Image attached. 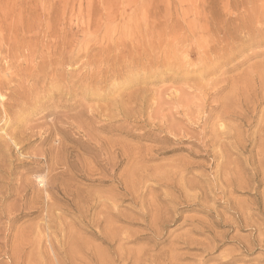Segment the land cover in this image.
<instances>
[{"label":"rangeland","instance_id":"rangeland-1","mask_svg":"<svg viewBox=\"0 0 264 264\" xmlns=\"http://www.w3.org/2000/svg\"><path fill=\"white\" fill-rule=\"evenodd\" d=\"M0 84V264H264V0H0Z\"/></svg>","mask_w":264,"mask_h":264},{"label":"bare ground","instance_id":"bare-ground-1","mask_svg":"<svg viewBox=\"0 0 264 264\" xmlns=\"http://www.w3.org/2000/svg\"><path fill=\"white\" fill-rule=\"evenodd\" d=\"M72 7H73V6H72ZM20 8H21V7H20ZM73 10H74V9H73ZM3 30H4V29H3ZM12 33H13V32H12ZM20 36H21V35H20ZM25 36H28V35H25ZM59 37H60V36H59ZM6 38H7V37H6ZM6 38H5V39H6ZM10 38H11V37H10ZM15 38H17V37H15ZM28 38H30V37H28ZM5 39H4V40H5ZM8 39H9V38H8ZM22 39H23V38H22ZM30 39H31V38H30ZM2 40H3V39H2ZM15 40H17V39H15ZM20 40H21V37H20ZM17 41H18V40H17ZM17 41H15L14 43H16ZM25 41H26V40H25ZM2 42H3V41H2ZM6 43H7V41H6ZM9 43H12V42L9 41ZM14 43H13V45H14ZM17 43H18V42H17ZM19 43H20V42H19ZM71 43H72V42H71ZM69 44H70V42H69ZM73 44H74V43H73ZM70 45H71V44H70ZM74 45H75V44H74ZM5 47H6V46H5ZM8 47H9V46H8ZM69 47H70V46L68 45V48H69ZM9 48H10V47H9ZM71 48H72V47H70V49H71ZM4 49H5V48H4ZM22 49H23V48H22ZM26 49H27V48H26ZM15 50H16V49H15ZM38 50H39V49H38ZM71 50H72V49H71ZM23 51L25 52V50H23ZM2 52H3V51H2ZM14 52H15V51H14ZM40 52H41V51H40ZM71 52H72V51H71ZM105 52H106V51H105ZM5 53H6V51H5ZM5 53H4V54H5ZM15 53H16V52H15ZM42 53H43V52H42ZM6 54H7V53H6ZM11 54H12V53H11ZM11 54H10V55H11ZM18 54H19V53H18ZM74 54H75V53H74ZM74 54H73V52H72L71 55H74ZM8 56H9V55H8ZM27 56H29V55H27ZM20 57H21V55H20ZM72 57H73V56H72ZM6 58H7V57H6ZM33 58H34V57H33ZM73 58H74V57H73ZM73 58H72V59H73ZM3 59H4V58H3ZM12 59H13V58H12ZM23 59H24V58H23ZM34 59H35V58H34ZM44 59H45V58H44ZM44 59H43V60H44ZM67 59H68V58H67ZM72 59H71V60H72ZM56 60H57V59H56ZM56 60H55V61H56ZM71 60H70V61H71ZM73 60H74V59H73ZM4 61H5V60H4ZM20 61H23V60H20ZM16 62H17V61H16ZM38 62L40 63V60H39ZM43 62H44V61H43ZM43 62L41 61V64H42ZM129 62H130V60H129ZM73 63H74V62H73ZM126 63H127V62H126ZM33 64H34V63H33ZM13 65H14V64H13ZM15 65H16V64H15ZM69 65H70V64H69ZM73 65L76 66L75 64H73ZM21 66H22V65H21ZM37 66H38V65H37ZM43 66H44V65H43ZM38 67H39V66H38ZM31 68H32V67H31ZM35 68H36V67H35ZM36 69H37V68H36ZM27 70L29 71V69H27ZM27 70H26V71H27ZM32 70H33V69H32ZM40 70H41V69H40ZM6 71H7V70H6ZM8 71H9V69H8ZM38 71H39V70H38ZM44 71H45V70H43V73H44ZM52 71H53V70H52ZM20 72H21V71H20ZM50 72H51V71H50ZM3 73H4V72H3ZM3 73H2V74H3ZM28 73H29V72H28ZM30 73H31V72H30ZM30 73H29V74H30ZM32 73H33V71H32ZM36 73H37V71H36ZM41 73H42V71H40V73H39L38 75H39V76H40V75H43V73H42V74H41ZM11 74H12V73H11ZM17 74H18V73H17ZM29 74H28V75H29ZM33 74H35V73H33ZM52 74H53V73H52ZM9 75H10V74H9ZM26 75H27V73H26ZM31 75H32V74H30V77H32ZM36 75H37V74H36ZM44 75H45V74H44ZM33 76H34V75H33ZM39 76H38V77H39ZM16 77H17V76H16ZM35 77H37V76H35ZM35 77H34V78H35ZM44 77H47V76H44ZM44 77H43V78H44ZM13 78H14V76H13ZM24 79H25V77H24ZM35 79H36V78H35ZM37 79H38V78H37ZM40 79H41V78H40ZM46 79H47V78H46ZM54 79H55V78H54ZM18 80H19V79H18ZM18 80H17V81H18ZM29 80H30V79H29ZM31 80H32V79H31ZM44 80H45V78H44ZM39 81H40V80H39ZM47 81H48V80H47ZM10 82H11V81H10ZM12 82H13V80H12ZM1 83H2V81H1ZM14 83H16V82H14ZM17 83H18V82H17ZM20 83H21V81H20ZM30 83H31V82H30ZM41 83H42V82H41ZM18 84H19V83H18ZM0 85H1V84H0ZM13 85H14V84H13ZM32 85H33V84H32ZM72 85H73V84H72ZM16 86H17V85H16ZM19 86H20V85H19ZM19 86H17V87H19ZM36 87H37V86H36ZM36 87H35V88H36ZM8 88H9V87H8ZM27 88H28V87H27ZM27 88H26V91H27ZM65 88H66V87H65ZM5 89H6V87H5ZM36 89H37V88H36ZM30 91H31V90H30ZM9 92H10V91H9ZM0 93H1V92H0ZM10 93H11V92H10ZM16 93H17V92H16ZM21 94H22V93H21ZM0 98H2V97H0ZM3 98H4V96H3ZM3 98H2V99H3ZM11 98H12V97H11ZM2 99H1V100H2ZM18 99H20V98H18ZM21 99H25V98L22 97ZM249 100H250V99H249ZM7 102H8V101H7ZM9 102H10V100H9ZM14 102H15V101H14ZM261 104H262V103H261ZM21 105H22V104L19 105V108H20ZM13 106H14V105H13ZM23 106H25V105H23ZM253 106H254V105H253ZM0 108H3V107L1 106ZM23 108H24V107H23ZM2 110H3V109H2ZM2 110H1V111H2ZM7 110H8V109H7ZM21 110H22V109H21ZM3 111H4V110H3ZM3 111H2V112H3ZM11 111H12V110H11ZM246 111H247V110H246ZM12 112H13V111H12ZM18 112H19V111H18ZM22 112H23V111H22ZM241 112H242V111H241ZM259 113H260V112H259ZM5 114H6V113H5ZM5 114H4V115H5ZM241 115H242V114H241ZM2 116H3V113H2ZM6 116H7V115H6ZM245 116H246V115H245ZM252 116H253V115H252ZM260 116H261V115H260ZM258 117H259V116H258ZM4 118H6V117H4ZM7 118H8V116H7ZM7 118H6V120H7ZM15 118H17V117H15ZM1 119H2V118H1ZM2 120H4V119H2ZM261 120H262V119H261ZM5 122H6V121H5ZM256 122H257V121H256ZM244 123H245V122H244ZM261 123H262V122H261ZM261 123H260V124H261ZM263 123H264V122H263ZM3 124H4V123H3ZM50 124H51V123H50ZM58 124H59V123H58ZM251 124H252V123H251ZM6 125H7V124H6ZM47 125H48V124H47ZM63 125H64V124H63ZM58 126H59V125H58ZM263 126H264V124H263ZM258 127H259V126H258ZM261 131H262V130H261ZM257 132H258V131H257ZM258 133H259V132H258ZM226 134H227V133H226ZM3 135H4V134H3ZM15 136H16V135H15ZM11 137H13V136H11ZM220 137H221V136H220ZM252 138H253V137H252ZM239 139H241V138H239ZM239 139H238V140H239ZM217 140H218V139H217ZM257 140H258V139H257ZM235 141H236V140H235ZM14 142H15V141H14ZM242 142H243V141H242ZM258 142H259V141H258ZM231 143H232V142H231ZM220 144H221V143H220ZM239 144H240V143H239ZM227 145H228V144H227ZM16 146H18V145H16ZM212 146H213V145H212ZM239 147H240V146H239ZM230 149H231V148H230ZM226 153H227V152H226ZM235 153H236V152H235ZM220 154H221V152H220ZM223 154H224V153H223ZM260 154H261V153H260ZM260 154H259V155H260ZM36 155H37V154H36ZM219 158H220V157H219ZM256 158H257V157H256ZM261 159H262V158H261ZM252 160H253V159H252ZM253 161H254V160H253ZM257 163H258V162H257ZM262 163H263V162H262ZM256 165H257V164H256ZM261 165H262V164H261ZM223 167H225V166H223ZM179 172H180V171H179ZM179 172H178V173H179ZM216 172H217V171H216ZM223 173H224V172H223ZM260 174H261V172H260ZM178 175H179V174H178ZM244 175H245V174H244ZM241 176H242V175H241ZM37 177H38V176H37ZM224 177H225V176H224ZM226 178H228V177H226ZM240 178H241V177H240ZM240 178H239V179H240ZM180 179H181V178H180ZM239 179H238V180H239ZM40 180L42 181V179H40ZM232 181H233V180H232ZM240 181H241V180H240ZM241 182H242V181H241ZM227 183H228V182H227ZM262 183H263V182H262ZM182 184H183V183H182ZM233 184H234V183H233ZM245 184H246V183H245ZM241 185H242V183H241ZM249 185H250V184H249ZM234 186H235V185H234ZM234 186H233V187H234ZM251 186H252V185H251ZM201 187H202V186H201ZM221 187H222V186H221ZM233 187H232V188H233ZM246 188H247V185H246ZM221 189H222V188H221ZM263 192H264V191H263ZM140 193H141V192H140ZM186 194H187V193H186ZM188 198H189V197H188ZM193 201H194V199H193ZM48 205H49V204H48ZM52 205H53V204L51 203V206H52ZM43 206H45V204H44ZM39 207H40V206H39ZM45 207H46V206H45ZM48 207H49V206H48ZM238 207H239V206H238ZM46 209H47V208H46ZM41 210H42V209H41ZM42 211H43V210H42ZM47 211H48V210H47ZM50 211H51V209H50ZM45 212H46V211H45ZM59 214H60V213H59ZM163 214H164V213H163ZM47 215H48V213H47ZM52 215H53V214H52ZM46 217H47V216H46ZM48 219H49V217H48ZM50 221H51V220H50ZM242 221H243V220H242ZM58 222H59V221H58ZM234 222H235V221H234ZM68 223H69V222H68ZM71 225H72V223H71ZM153 226H154V225H153ZM47 227H48V226H47ZM62 227H63V226H62ZM67 229H68V228H67ZM149 229H150V228H149ZM56 230H57V229H56ZM44 231H45V230H44ZM47 235H48V234H47ZM50 235H52V234H50ZM69 235H70V234H69ZM260 236H261V235H260ZM260 236H259V237H260ZM42 240H43V239H42ZM49 240H50V239H49ZM54 243H55V242H54ZM52 244H53V243H52ZM55 244H57V243H55ZM55 244H54V245H55ZM33 246H34V245H33ZM34 248H35V247H34ZM242 249H243V248H242ZM58 252H59V251H58Z\"/></svg>","mask_w":264,"mask_h":264}]
</instances>
